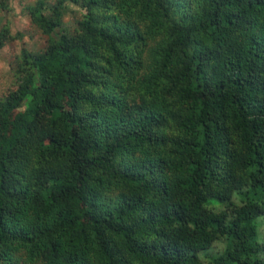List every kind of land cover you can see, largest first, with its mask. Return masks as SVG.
Segmentation results:
<instances>
[{"label":"trees","instance_id":"trees-1","mask_svg":"<svg viewBox=\"0 0 264 264\" xmlns=\"http://www.w3.org/2000/svg\"><path fill=\"white\" fill-rule=\"evenodd\" d=\"M23 10L45 40L0 95V264H264V0Z\"/></svg>","mask_w":264,"mask_h":264},{"label":"rangeland","instance_id":"rangeland-1","mask_svg":"<svg viewBox=\"0 0 264 264\" xmlns=\"http://www.w3.org/2000/svg\"><path fill=\"white\" fill-rule=\"evenodd\" d=\"M34 0H6L5 10H0V29L6 27L9 34L12 36L15 33H20V39L7 41L0 48V95L5 94L11 89V79L8 74L9 64L15 55L19 54L21 48L30 51L39 50L43 44L45 37L34 30L29 24L23 6L31 3ZM77 18L76 10L73 7L69 8L68 14L64 17L65 25L72 26ZM232 199L237 201L239 196L233 195ZM256 227L255 241L262 243L264 241V215L253 220Z\"/></svg>","mask_w":264,"mask_h":264}]
</instances>
